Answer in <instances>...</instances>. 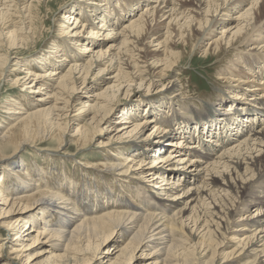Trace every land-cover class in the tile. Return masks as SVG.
Segmentation results:
<instances>
[{
    "label": "bare ground",
    "instance_id": "6f19581e",
    "mask_svg": "<svg viewBox=\"0 0 264 264\" xmlns=\"http://www.w3.org/2000/svg\"><path fill=\"white\" fill-rule=\"evenodd\" d=\"M49 1L0 0V82L39 93L7 99L0 118V228L12 235L0 264H264V0H72L59 37L27 59ZM177 40L235 56L236 89L226 71L225 91L185 101ZM158 85L175 93L116 110L121 93ZM35 140L60 155L95 145L108 158L91 168L109 178L14 159Z\"/></svg>",
    "mask_w": 264,
    "mask_h": 264
},
{
    "label": "rangeland",
    "instance_id": "374dc122",
    "mask_svg": "<svg viewBox=\"0 0 264 264\" xmlns=\"http://www.w3.org/2000/svg\"><path fill=\"white\" fill-rule=\"evenodd\" d=\"M71 3L72 0H52L49 1V6L45 4L46 8L44 7L43 9H40V7H37V9H35V12L37 14L35 16L36 17L35 25L37 26L38 30H41L42 35L44 36L39 41L33 44L34 46L30 49L31 52L25 54L24 56L25 58L30 59L33 56L39 54L43 55L47 52V50H49L48 47L50 46L51 40L53 41L54 38L57 39V37H59L57 36V26H56L57 25L56 21L59 16V12L62 9H64L65 6H68ZM160 21L162 20L160 19L158 20L159 25H160ZM248 47L244 49V52L251 51L249 50ZM173 50L176 52L179 51L182 54V56L179 57L177 61V66H175V68L177 69V73L176 76H174V78L176 79V82L178 83L180 82L182 84V87H184L188 92V94L185 95V97H188L185 101H190V104L196 102L195 105L197 108L205 104L204 102L212 100L216 96L217 91L219 90L225 91L227 88L225 86L230 85L225 77L227 76L225 75L226 71H228L229 74H232L230 75L231 76L230 78L233 79L231 80V85L234 87V89H236L238 85L237 80L239 78H241L242 80L243 74L242 75L240 74V70H241L239 68L240 63L237 60H233L236 59L235 56L232 55L229 56V54L226 55L225 52L221 55H218V57L215 54H211V53L204 55L201 53V50L200 52L198 50L195 51L194 48L192 47V44L190 43L182 44L178 40ZM170 72L171 71H169V73ZM13 78L11 77V79ZM249 78L251 80V77ZM8 79H5L4 80L5 82L3 81L0 82V118L5 115L3 113V110L5 109L7 99H10L13 96L14 97L25 96L26 99H33L36 96V94H39V93H31L19 84L15 86H11L7 83ZM167 87L165 86L162 88V86L158 85L156 88L154 87L152 88V90L150 89L146 92V90L143 87L141 88L135 86L131 88L132 90L128 91V95H124L123 93L119 95V103L116 105V110L119 111L122 108H128L133 110V107L131 105H133V103H135V101L139 99L138 97H141L143 95L145 97L151 95L149 97H156V99H158L157 97H160V95L162 96V94H166V97H170L172 94L175 93V91L174 89H171V87L168 88ZM167 89H169L170 92L172 93L171 94L169 92L165 93ZM259 92L260 94H264V87L261 88V86H259ZM244 97L246 98L247 96ZM165 100H167V98ZM198 104H200V106H198ZM138 110L141 111V113H143L142 109H138ZM49 142H40L39 140H35L33 144H30L33 146L24 145L22 149H19L17 151L14 159L22 160L24 162H27V164L34 163L37 166L38 164L39 165L41 164L42 168L40 169L43 170H45L48 166L55 165L56 167L63 168L68 173L70 172L74 176L78 174L81 175L82 170L80 168H83L81 167V165H83L85 166V169H87L88 171L102 176L101 178L104 177L109 178V174L107 172L104 171L103 173L101 172L102 170L96 169L97 167L95 169L91 168V165L101 167L102 164L105 162V159L108 158L107 156H104V151L97 148L95 145L91 144L85 147L84 149H76L77 147L73 143H68V144L65 143L63 144L62 147L57 148L61 153L64 154V155H60V153L55 154L49 151L51 149L52 150L56 149V145L54 143L50 144ZM190 144L191 143L188 142L184 148L190 150V148H187ZM49 155H54V159H51ZM57 158L64 159L65 161L64 162L59 161L57 160ZM190 183L193 184L194 182L188 180L186 182V186L187 184L190 185ZM194 184H197V182ZM261 190L262 189H259L258 191L255 192L254 197L256 199L264 198V192H262ZM186 200L189 201L190 197H188ZM244 216H246V213L244 214ZM235 225L237 226L232 227L233 230L239 231L241 229V232L233 233L235 236H239L240 238H242L245 235H247L248 230L246 227L245 228L242 227L241 222H238ZM5 233H7V235ZM231 234H232L231 230L225 233L227 238L224 239V243L226 245L224 248V252L231 250L233 247V245L231 244L234 239ZM0 237L4 238V240H0V244H3V241L4 242L10 241L12 235L11 233L8 234V232L5 231L3 232V229L0 228ZM6 245L7 244H3V249L1 250L2 253H5V251L9 249V247ZM9 245L11 246V243H9ZM37 250L38 249H32L29 251V253L33 254ZM26 252H24L23 255H25ZM24 257L25 256H23L20 261H17V264H23V261L26 259V258L24 259ZM248 260L249 259L232 257V259L229 261V264H244ZM28 262H30V260Z\"/></svg>",
    "mask_w": 264,
    "mask_h": 264
}]
</instances>
